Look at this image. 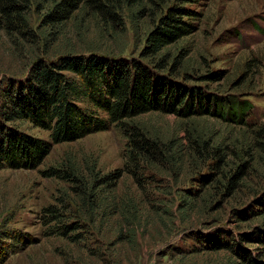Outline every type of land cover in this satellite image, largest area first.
Returning <instances> with one entry per match:
<instances>
[{
	"label": "rangeland",
	"instance_id": "1",
	"mask_svg": "<svg viewBox=\"0 0 264 264\" xmlns=\"http://www.w3.org/2000/svg\"><path fill=\"white\" fill-rule=\"evenodd\" d=\"M172 2L143 0L139 8L125 14V33L118 32L107 41L103 38V42L116 51L125 47V54L139 57L146 32ZM190 8L199 15L183 20L193 22L196 30L164 49L169 56L166 68L174 65V80L186 86L203 88L209 94H234L248 99L252 109L246 116L253 126L206 115L140 116L137 121L151 136L174 142L180 159L175 165L149 168L146 172H153L159 181L148 183L143 189L125 173L114 190L102 188L93 210L82 203L75 205L69 185L44 177L41 171L67 159L82 171L93 162L102 172L123 167L126 138L117 127L54 145L35 169H0V243H14L11 238H3L7 234L23 238L20 249L12 252L10 246L7 259L0 264H235L239 259L232 252V239L264 259L260 241L264 233V159L255 152L257 148L252 151L255 160L233 193L214 194L209 186L192 199L187 190L198 187L193 181L197 170L207 172L208 168L194 161L184 138L190 132L198 140L209 139L213 146L221 143L229 150L240 149L244 155L248 139L254 138V129L264 126V0H199ZM37 16L33 15L34 21ZM87 23V29L82 28L81 32L68 23L62 41L50 45L44 56L64 51L68 41L79 51L96 44L97 33ZM17 44L0 31V81L23 77L27 72L34 49L24 42ZM15 126L48 139V132L27 122H16ZM228 161L234 165L237 158L231 155ZM221 168L229 167L223 164ZM187 200L191 202L188 204ZM70 202L71 211L64 212L63 206ZM50 204L64 212L61 223L76 218L82 228L66 237L55 234L54 226L61 223L51 221L52 216L46 212ZM91 216L95 223L88 221ZM75 233L80 237L72 239ZM217 240H226L232 249L213 250L210 243Z\"/></svg>",
	"mask_w": 264,
	"mask_h": 264
},
{
	"label": "trees",
	"instance_id": "2",
	"mask_svg": "<svg viewBox=\"0 0 264 264\" xmlns=\"http://www.w3.org/2000/svg\"><path fill=\"white\" fill-rule=\"evenodd\" d=\"M142 2L0 0V31L12 43L24 42L34 49L23 77L13 76L0 81V169H35L54 145L117 127L126 138L123 167L102 172L93 162L82 171L67 159L41 171L44 177L66 182L75 195L72 200L75 205L82 203L93 210L91 208L98 205L95 200L99 192L114 190L125 173L143 189L148 183L159 181L153 172H146L149 168L175 165L180 159L174 142H163L151 136L137 121L140 116L149 113L172 114L180 118L206 115L228 123L253 126L246 116L252 109L248 99L234 94H209L203 88L186 86L174 80V65L166 68L169 56L164 49L196 30V25L183 17L196 19L199 13L190 7L197 5L199 0H174L167 5L146 32L139 57L125 54V47L116 51L103 42V38L107 41L118 32L125 33V14L139 8ZM34 14L38 15L37 22L33 20ZM86 22L91 23L97 33L99 41L96 44H88L84 51H79L68 41L64 51H56L53 57L44 56L50 45L62 41L68 23L81 32L82 28L87 29ZM16 122H27L48 132V139L20 130L15 126ZM191 137L187 132L184 138L189 142L192 158L208 168L207 172L197 170L193 181L198 187L191 186L187 190L192 199L203 194L209 186L214 194L229 196L245 178L249 164L255 160L253 153L258 152L260 159H264V126L254 129V138L248 139L244 155L240 149L229 150L221 143L213 146L209 139L192 137V141ZM253 148L257 150L252 152ZM231 155L237 158L234 165H229ZM223 164L229 168L224 170ZM187 201L188 204L191 202ZM73 202L63 206V211H71ZM63 211L55 204L46 208L52 216L51 221L60 223L64 219ZM95 220L93 216L88 219L91 223ZM80 228V220L72 218L71 222L54 226L53 232L66 237ZM262 235L259 240L264 245V233ZM79 237L75 233L72 239ZM3 238H11L14 243H0V263L7 259L10 246L12 252H17L23 242L19 234H7ZM232 240L235 245L232 252L239 259L235 264H264V259L238 245V238V241ZM209 247L232 249L226 240L214 241Z\"/></svg>",
	"mask_w": 264,
	"mask_h": 264
}]
</instances>
